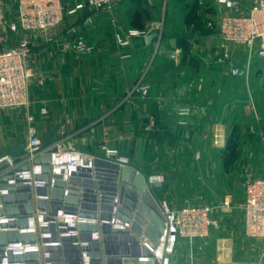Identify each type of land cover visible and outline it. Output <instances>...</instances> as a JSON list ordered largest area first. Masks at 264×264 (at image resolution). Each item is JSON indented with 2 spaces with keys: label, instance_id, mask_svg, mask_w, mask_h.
Returning a JSON list of instances; mask_svg holds the SVG:
<instances>
[{
  "label": "crops",
  "instance_id": "obj_1",
  "mask_svg": "<svg viewBox=\"0 0 264 264\" xmlns=\"http://www.w3.org/2000/svg\"><path fill=\"white\" fill-rule=\"evenodd\" d=\"M86 1L67 0L65 9ZM238 1L243 10L249 7L247 0ZM162 4V0H120L101 10L84 7L65 14L63 22L47 32L26 34L0 27V50L16 48L22 39L28 40L25 64L32 75L27 107L0 109V156L25 150L28 130L33 128L42 144H51L59 151L72 149L102 157L101 147L118 150L120 157L145 176L162 178V189L152 192L172 208L186 201H210L215 193L212 185L189 188L185 181L203 175L211 182L210 171L203 168L212 158L200 153L196 157V153L191 160L190 152L180 146L193 148L198 134L205 130L201 121L216 107L209 95L216 96L217 90L204 75L215 67L222 68L224 62H217L220 40L208 25L217 26L220 18L233 10L213 0L210 7L217 12L213 15L202 12L195 3L179 20L177 29L165 27L160 45L156 39L148 46L140 37L126 47L117 44L115 36H125L130 29L156 33L150 22L157 18ZM2 8L5 20L12 21L16 0H3ZM88 17L91 24L86 22ZM212 38L217 43L210 46L214 47L213 58L207 46ZM77 39L93 46V52H77L73 47ZM193 41L206 45L193 52ZM192 52L198 54L199 61H191ZM231 66L227 64L228 75ZM141 77L150 87L148 98L137 89ZM212 130L221 132L217 125ZM186 133L189 140H185ZM175 149H182L184 154L175 153ZM193 168L199 170L197 174Z\"/></svg>",
  "mask_w": 264,
  "mask_h": 264
},
{
  "label": "water",
  "instance_id": "obj_2",
  "mask_svg": "<svg viewBox=\"0 0 264 264\" xmlns=\"http://www.w3.org/2000/svg\"><path fill=\"white\" fill-rule=\"evenodd\" d=\"M157 38L146 36V45ZM56 151L44 143L31 162L26 150L0 156V264L4 258L6 264H83L85 259L87 264H157L154 249L165 217L152 191L161 190V182L130 163L100 156L90 169L72 171L64 180L51 171ZM13 244L38 249L5 252Z\"/></svg>",
  "mask_w": 264,
  "mask_h": 264
},
{
  "label": "built area",
  "instance_id": "obj_3",
  "mask_svg": "<svg viewBox=\"0 0 264 264\" xmlns=\"http://www.w3.org/2000/svg\"><path fill=\"white\" fill-rule=\"evenodd\" d=\"M2 1L0 0V27L7 26L9 30L24 33L47 32L64 20L65 14H73L84 7L93 10L110 8L120 0H87L78 3L69 10L65 9L67 0H16L17 9L15 18L7 22L3 15ZM227 9L233 10L231 14L224 15L218 23V36L222 48V56L217 62L232 63L230 56L231 46H240L246 49L244 65L248 66L257 60H264V0H247L249 7L243 10L238 0H216ZM88 24L92 23L90 17ZM149 31L130 29L125 36H115L120 47H126L135 37L145 38ZM74 49L81 54H91L93 46L86 44L82 39L73 42ZM29 52V42L22 39L16 48L0 50V109L27 107L28 84L31 73L27 69L25 61ZM232 75L240 73L239 65H233L230 69ZM38 84H42L38 81ZM137 89L143 98H148L150 87L141 77L137 83ZM218 138V137H214ZM42 144L33 128L28 130V145L25 149L28 153L27 161L31 162L36 155L34 153ZM102 157L117 163H129L127 159L119 156L116 149L101 147ZM88 158V165L83 164V158ZM94 154H85L68 149L57 150L52 154L51 171L61 174L66 180L72 171L91 168V160ZM198 157V153L197 156ZM33 173H40L39 167H33ZM30 177V174H24ZM162 178L157 177V181ZM244 199L241 205L243 213V229L245 236L253 239L264 240V176L247 174L243 180ZM230 200L225 199L220 208L227 209ZM160 207L165 217L162 236L157 249L162 250L157 264H173L170 255L174 247L180 241L191 242L205 237L211 229L218 228L219 221L214 216V208L206 203L183 204L172 208L166 201L161 200ZM60 214V213H59ZM70 226L75 225V219L65 217ZM37 245L13 244L5 248L11 250L13 255L36 251ZM156 254V253H155ZM6 255V254H5ZM6 264V258L3 259ZM83 264H87V259Z\"/></svg>",
  "mask_w": 264,
  "mask_h": 264
},
{
  "label": "rangeland",
  "instance_id": "obj_4",
  "mask_svg": "<svg viewBox=\"0 0 264 264\" xmlns=\"http://www.w3.org/2000/svg\"><path fill=\"white\" fill-rule=\"evenodd\" d=\"M212 1L162 0L164 6H160L157 18L150 22L153 23L151 27L154 28L151 30L158 34L157 44L160 45L165 39V27L170 25L175 27L173 30L177 29L180 25L179 20L190 12L195 3L200 6L202 12L211 11V14L216 15L217 12L210 7ZM208 28L214 35L218 33V24L213 27L208 25ZM209 41L207 46L211 57L214 56L211 51L214 47L210 46L217 43L213 38ZM192 44L193 52L195 50L200 52L198 50L206 45L204 43L200 46L198 41H193ZM218 48L221 53L216 56L220 57L223 54L220 43ZM236 48H242L244 51L234 53L232 49ZM208 50H205L204 54L209 59ZM193 52L191 61L195 63L199 58L198 54ZM230 56L232 61L230 65H239L240 73L235 76L228 75L226 72L229 67L226 62L222 68L215 67L208 70L204 76L214 83L217 90L216 96L209 95L215 100L216 107L207 119L201 121L205 130L198 134L192 145L193 148L186 149L182 143L184 146L180 147L184 148L183 150L175 149V153L184 154L181 150L190 152L191 160L196 153L212 158L211 164L203 168L205 172L210 171L211 182L208 183L202 175L197 180L187 177L185 184L189 185V188L193 185H198L200 188L212 185L215 193L210 201L204 203L214 208V216L218 219L219 226L211 229L203 238L191 242L180 241L176 244L170 255L173 264H264V240L245 236L241 210L244 199L242 187L244 177L249 173L254 176H264V60H257L248 66L244 65L246 49L240 46H231ZM214 125L221 129L220 133L212 130ZM232 135L236 140V159L225 165L229 158V152L225 147ZM215 136L218 138H214ZM193 169L197 174L199 170ZM226 197H229L230 208L222 209L220 206ZM192 203L194 202H183V204Z\"/></svg>",
  "mask_w": 264,
  "mask_h": 264
},
{
  "label": "trees",
  "instance_id": "obj_5",
  "mask_svg": "<svg viewBox=\"0 0 264 264\" xmlns=\"http://www.w3.org/2000/svg\"><path fill=\"white\" fill-rule=\"evenodd\" d=\"M236 140L234 135H232L226 143L225 149L229 152V158L225 165H228V163L233 162L236 159Z\"/></svg>",
  "mask_w": 264,
  "mask_h": 264
},
{
  "label": "bare ground",
  "instance_id": "obj_6",
  "mask_svg": "<svg viewBox=\"0 0 264 264\" xmlns=\"http://www.w3.org/2000/svg\"><path fill=\"white\" fill-rule=\"evenodd\" d=\"M154 254H155V257H156V261H157L159 259V256H162V250L155 248L154 249Z\"/></svg>",
  "mask_w": 264,
  "mask_h": 264
}]
</instances>
